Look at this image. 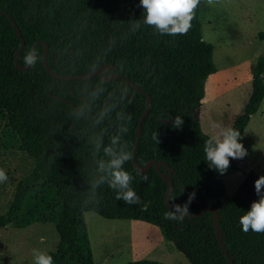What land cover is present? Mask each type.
Instances as JSON below:
<instances>
[{
    "label": "trees",
    "instance_id": "1",
    "mask_svg": "<svg viewBox=\"0 0 264 264\" xmlns=\"http://www.w3.org/2000/svg\"><path fill=\"white\" fill-rule=\"evenodd\" d=\"M203 2L189 32L173 37L144 25L140 0H0V13L14 18L26 43L20 66H27L24 61L30 51L35 50L38 57L35 66L18 70L15 55L21 42L10 20L0 15L1 141L6 151L25 153L35 162L32 173L18 185L8 212L0 217L1 229L53 223L59 245L48 254L54 264H91L83 214L96 213L110 221H136L161 228L166 240L175 243L191 264H230L219 245L211 212L179 222L163 218L169 211L165 201L168 184L154 165L146 172L139 171L132 159L124 165L134 177L131 187L148 205L147 210L143 204L118 200L107 183L92 198L91 183L99 175L96 161L106 159L102 149L96 153L92 141L102 136L107 145L120 124L116 113L123 111L131 115V122L122 143L132 153L147 98L122 80L52 77L43 63L47 45L48 66L57 74L86 76L113 65L105 77L120 74L151 96L136 150L137 164L144 168L152 160L164 162L167 167L161 171L174 185L170 201L183 205L195 192L190 213L218 210L220 232L234 263L264 264V234L244 233L239 223L259 199L254 186L259 173L251 170L229 196L224 179L238 169L236 160L230 158L225 174L212 169L211 183L199 184L197 149L205 134L196 111L202 105L207 79L218 72L214 47L203 38ZM134 22L141 25L136 31L132 30ZM258 37L264 40V32ZM98 85L104 91L97 97ZM124 91L127 95L122 97ZM263 100L264 57H260L250 97L233 126L241 136ZM108 105L116 107L97 124L100 111ZM78 109H83V114ZM175 116L183 117L182 127H173Z\"/></svg>",
    "mask_w": 264,
    "mask_h": 264
},
{
    "label": "rangeland",
    "instance_id": "2",
    "mask_svg": "<svg viewBox=\"0 0 264 264\" xmlns=\"http://www.w3.org/2000/svg\"><path fill=\"white\" fill-rule=\"evenodd\" d=\"M200 20L204 40L214 47L217 74L205 83V96L196 111L205 138L197 149L199 184L212 181V169L206 161L205 141L220 131L233 128L252 91L257 60L264 57V0H216L213 6L204 0ZM219 125L220 127H214ZM0 124V168L8 180L0 183V217L13 203L18 185L28 177L35 162L27 154L6 151ZM240 142L247 150L243 159H235L238 169L225 177L231 196L247 173L255 170L264 176V105L253 116ZM91 264H191L175 243L167 241L161 228L136 221H110L96 213L83 214ZM59 235L53 223H36L18 228H0V264H34L33 249L50 253L57 250Z\"/></svg>",
    "mask_w": 264,
    "mask_h": 264
},
{
    "label": "clouds",
    "instance_id": "3",
    "mask_svg": "<svg viewBox=\"0 0 264 264\" xmlns=\"http://www.w3.org/2000/svg\"><path fill=\"white\" fill-rule=\"evenodd\" d=\"M216 0H207L209 6H213ZM201 0H140V5L144 9L143 23L147 26L154 27L161 35L178 36L186 35L192 27V21L195 18V11L200 5ZM139 22L133 23V31L140 28ZM35 50L30 51L25 57V64L35 66L37 62ZM104 88L97 86L95 95L98 97ZM127 92L122 93V97ZM116 105H108L103 108L96 120L99 124L103 118L108 115ZM83 114V109H78ZM117 120L120 124L117 133L109 137V143L104 145L102 136L96 137L94 143L97 154L103 150V156L96 161V171L99 173L98 178L91 183L90 193L92 198H96L97 189L107 183L108 186L115 190L117 199L122 200L128 205H141L143 202L139 195L131 187L134 177L124 168L126 162L132 159V153L127 150V145L122 143V136L128 132V123L131 122V115H126L123 111L116 113ZM183 117L175 116L173 127H182ZM214 127H220L215 125ZM241 133L234 128H220L215 135L210 136L204 145L206 161L210 168L215 169L221 175L225 174L230 167L231 159H243L247 155V150L240 142ZM8 175L5 169L0 168V183H5ZM147 180V176L144 177ZM255 191L259 199L254 201L250 210L240 217L239 223L244 233L250 230L255 233L264 234V176H260L255 181ZM196 193L189 194L185 204H176L164 214V219L182 221L185 217L190 216L189 205L194 200ZM148 205L143 204V210H147ZM34 264H54L53 256L33 249Z\"/></svg>",
    "mask_w": 264,
    "mask_h": 264
},
{
    "label": "water",
    "instance_id": "4",
    "mask_svg": "<svg viewBox=\"0 0 264 264\" xmlns=\"http://www.w3.org/2000/svg\"><path fill=\"white\" fill-rule=\"evenodd\" d=\"M0 15H4L6 16L13 28L15 29L16 31V34L21 42V47L19 48V50L16 52V55H15V65L16 67L18 68V70L20 71H26L29 69L30 65H27L25 67H22L20 66L19 64V59H20V55L22 53V51L24 50L25 46H26V43H25V40L21 34V30L19 29L16 21L14 20V18L7 14V13H0ZM38 44H36V46H38ZM47 53H48V46L46 45L45 48H44V53H43V63L45 65V68L47 70V72L54 78L56 79H59V80H66V81H71V80H89L91 78H94L95 76H99L100 78H102L105 82H110L112 80H122L123 82H125L126 84H128L129 86H131L132 88H134L137 92L143 94L146 96L147 98V102H146V107H145V110H144V113L143 115L141 116L140 120H139V125H138V136H137V140L134 144V147H133V151H132V162H133V165L141 172H146L148 171L153 165L155 166L157 172L160 174V176L167 182L168 184V190L165 194V201H166V205L168 207V209L170 210L171 206H172V202L170 201L169 199V196L171 194V192L173 191L174 189V185H173V182L171 180V178L167 177L164 173H162L161 171V167H167V165L164 163V162H160V161H155V160H152L150 162H148L146 164V166L143 168V167H140L136 160H135V155H136V150H137V147L140 143V140H141V137H142V125H143V121L144 119L147 117V115L149 114L150 112V109H151V105H152V98L151 96L145 92L143 89H141L140 87H138L136 84H134L131 80L127 79L126 77L120 75V74H112L111 76L109 77H105V72L107 70H112L114 69V66L113 65H110V66H102L101 68H99L97 71L91 73V74H88L86 76H65V75H60V74H57L55 72H53L50 67L48 66V62H47ZM57 98L58 100H61V101H64L62 98H59V97H55ZM168 124H171V122H169ZM205 212H211L213 214V219H214V226H215V231H216V235H217V239H218V242H219V245L222 249V252L223 254L226 256V258L228 259L229 263L230 264H235L234 261L232 260L229 252H228V249H227V246L225 245L224 241H223V238H222V235H221V232H220V222H219V219H220V216H219V213H218V210L214 209V208H205L203 209L200 213L198 214H191L190 213V216L191 218H195V217H199L201 216L202 214H204Z\"/></svg>",
    "mask_w": 264,
    "mask_h": 264
},
{
    "label": "crops",
    "instance_id": "5",
    "mask_svg": "<svg viewBox=\"0 0 264 264\" xmlns=\"http://www.w3.org/2000/svg\"><path fill=\"white\" fill-rule=\"evenodd\" d=\"M263 105H264V100H263ZM255 115H256V114H255ZM252 119H253V117H252ZM252 119H251V121H252ZM251 121H250V123H251ZM250 123H249V124H250ZM248 127H249V125L247 126V128H248ZM247 128H246V129H247ZM241 137H242V139H245V137H246V130H245L244 134H243ZM250 171H251V170H250ZM250 171H249V172H250ZM249 172H248V173H249ZM248 173H247V174H248ZM115 221H117V220H115Z\"/></svg>",
    "mask_w": 264,
    "mask_h": 264
}]
</instances>
